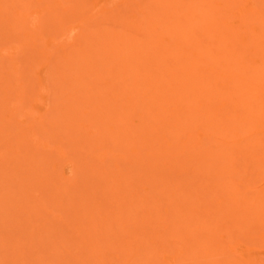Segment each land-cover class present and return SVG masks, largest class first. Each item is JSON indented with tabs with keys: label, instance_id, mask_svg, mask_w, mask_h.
<instances>
[{
	"label": "bare ground",
	"instance_id": "bare-ground-1",
	"mask_svg": "<svg viewBox=\"0 0 264 264\" xmlns=\"http://www.w3.org/2000/svg\"><path fill=\"white\" fill-rule=\"evenodd\" d=\"M6 27L0 56H32L0 74L18 197L122 264H264V0H0Z\"/></svg>",
	"mask_w": 264,
	"mask_h": 264
},
{
	"label": "rangeland",
	"instance_id": "rangeland-1",
	"mask_svg": "<svg viewBox=\"0 0 264 264\" xmlns=\"http://www.w3.org/2000/svg\"><path fill=\"white\" fill-rule=\"evenodd\" d=\"M89 5H91V3L89 4ZM7 28V27H6ZM4 32H2V31ZM9 31V29L7 28V31H6V29H4V28H0V32H1V34H0V42L1 43H4L5 42V40L6 39H9V34L10 33H14L15 35L17 34V32L15 31H11L10 33L8 32ZM7 32V33H6ZM3 34V35H2ZM12 35V34H11ZM15 35H13V36H15ZM13 36H11L10 38H12L13 39V41H12V39L10 40L11 42H13V44H14V42H15V44H20L21 42L19 41V40H21V37H20V35L19 34H17V37H13ZM5 37V38H4ZM3 38H4V40H3ZM15 38V39H14ZM18 39V40H17ZM16 40V41H15ZM22 44V43H21ZM20 44V45H21ZM3 45V44H2ZM1 45V46H2ZM19 45V46H20ZM19 49V48H18ZM17 49V50H18ZM19 51V50H18ZM13 57H16V56H13ZM13 57H10V56H8V57H5V55L2 57V56H0V69H1V75H2V77L4 78L5 77V80L6 79H8L9 77L11 78V75L9 76L8 74H11V73H9V70H4L5 69V67L7 68V63H8V65H11L10 64V62L12 63V66H8V68L7 69H9V68H11V69H13V64L14 65H16V64H18L19 66H21L22 65V67H23V69L25 70V69H27V64H29V62L27 61V60H29V61H31L32 59H30V58H32V56H17V58H13ZM22 57H23V59H22ZM27 57H28V59H27ZM75 57H77V56H75ZM75 57H74V59H75ZM6 58H8V59H6ZM13 58V59H12ZM26 58V59H25ZM53 58V57H52ZM52 58H51V60H52ZM6 59V60H5ZM23 61H22V60ZM54 59H55V57H54ZM17 61V63H16V61ZM8 61V62H7ZM25 61V62H24ZM28 63H27V62ZM14 62V63H13ZM20 64H19V63ZM24 65H23V64ZM2 66H3V68H2ZM17 66V65H16ZM26 67V68H25ZM10 69V70H11ZM13 78V77H12ZM12 91V90H11ZM28 103H26V105H27ZM23 109H22V115H20V117H22L23 116V113H24V120H25V122H29L30 121V118H28L27 116H29V111H27L26 110V107H25V109H24V107H22ZM31 111V110H30ZM2 139V138H1ZM0 139V143H2V141L5 139V138H3L2 140ZM5 141V140H4ZM4 141H3V143H4ZM29 143H31L30 141H29ZM7 145V146H6ZM28 146H27V148L29 147V146H31L32 144H27ZM9 145H8V143H6L5 144V149H4V146L2 147V145H1V149H0V151H3L4 153H6V152H8L9 151V149L11 148V149H13V145H11V146H13V147H8ZM33 146V145H32ZM10 149V150H11ZM5 150V151H4ZM55 153H52V154H49V155H54ZM48 154H45L43 157H47V156H49ZM69 155H72V160L75 158L74 156V152L73 153H71V154H69ZM11 157H13V156H11ZM45 157V158H46ZM51 159H52V156H49ZM15 158V157H14ZM50 158H48V161H51V159ZM55 158V157H54ZM53 158V159H54ZM5 159H7L8 161L10 160L9 158H8V156H6L5 158H4V160ZM57 159V158H56ZM55 159V160H56ZM72 160L70 161V163L72 162ZM74 160H76V159H74ZM73 160V162L75 163L76 162V168H75V170H76V172H77V170H80V169H83V167L85 166V163H84V166H82L81 167V163H80V167H79V164L77 163V161H74ZM88 163V162H87ZM87 163H86V165H87ZM8 166H11V164L10 165H8ZM7 166V167H8ZM12 166L13 167H11L12 168V170H13V168L15 167L13 164H12ZM1 167H3V165H2V161H0V168ZM4 168V167H3ZM3 168H1L0 170H3ZM6 168V167H5ZM4 168V169H5ZM9 168V167H8ZM85 168V167H84ZM10 169V168H9ZM7 170V168L5 169V170H7V171H5V170H3V171H5L4 172V175H3V172L2 171H0V174L1 175H3L2 177H1V175H0V233H1V231H2V233H4L5 235L3 236V234H0V238H1V240H0V264H106V263H108L109 261L111 262V263H109V264H115V262H117L116 264H122L123 262H122V259H125V258H122V259H120V257H118V259L120 260H117L116 258V252H114V254L112 255V252H113V249H112V251L110 250L111 248L108 246V243L109 242H112V241H107V240H109V235H111L112 234V232H108L107 233V235L106 234H104V235H101V232L100 233H95V228L96 227H94L93 228V226H95L97 223H95V225H92V224H89V228H91V233H88L87 231H86V228L84 229V228H82L81 227V223H83V221L85 220V219H83V221L81 222V221H79L80 220V217H81V214H80V216H78L77 218L79 219H77V222L79 221V223H75L74 221H72L73 219H74V216H76V215H74V210L72 211V214L74 215V216H72L73 218L70 220V218H71V216H70V218H69V216H67V215H64L65 213H64V209L66 210V208H64L65 206H67V204H66V202H65V200L63 199V197L60 195V193H59V195L61 196V198H59L58 200H64V201H62L61 203H59L57 200H56V198H54L55 200H53L52 198H50V201L51 202H49V201H47V202H49L50 204H52V205H50L49 203H47L46 205H50V207H52V209L49 207V209H42V210H39L40 212L38 213V211H37V207L36 206H34V205H31V203L29 204V202L31 201V197L30 196H27V195H23L22 193H20L21 194V197H18V196H20L18 193H16V192H13V190L15 189V186H13V185H11V186H13L14 188H12L11 186H10V184L9 183H11L12 181H14V180H16V177H17V175H16V177H15V175L13 174V173H11L12 172V170L10 169V170ZM28 170H29V173H30V169H28V168H26L25 170H22V172H20L19 173V175H18V177L17 178H19V176H20V178L23 176L22 175V173L23 172H28ZM2 172V173H1ZM7 175H6V174ZM29 173H24L25 174V176L28 178H31L32 176L29 174ZM9 174H11V176L9 175ZM13 174V175H12ZM30 176H29V175ZM8 176L9 177H12V178H10V179H8ZM80 176V175H79ZM79 176H77L76 177V179H78L79 180ZM7 177V178H6ZM6 178V179H5ZM22 178H24V177H22ZM28 178V179H29ZM86 178V177H85ZM84 178V179H85ZM10 180V182L8 181V180ZM27 179V180H28ZM4 180H6L7 182H5ZM24 180H25V178H24ZM80 180H81V176H80ZM9 182V183H8ZM15 182H17V181H15ZM76 182H77V180H76ZM2 183V184H1ZM9 184V185H7V184ZM28 183V182H27ZM27 183H25L24 182V184H26V185H28ZM22 184V183H21ZM4 186V187H3ZM8 186H10L9 188H8ZM24 186V185H23ZM21 187V188H25V187ZM3 187V188H2ZM6 187H7V190H6ZM23 190V189H22ZM17 191H18V189H17ZM9 192H11V193H9ZM22 192V191H21ZM25 192H27V191H25ZM51 192H53V190L51 191ZM50 192V193H51ZM57 192V191H56ZM15 193V194H14ZM9 194H11V195H9ZM26 194V193H25ZM27 194H29V193H27ZM58 194V193H57ZM57 194H55V195H57ZM52 195V194H51ZM54 195V197H56ZM59 196L57 195V198H58ZM34 199H36L35 197H33ZM52 201L54 202V204L55 203H58V205L56 204V206L52 203ZM63 204H65V205H63ZM60 205H62V208L60 207ZM47 206V207H48ZM55 206V207H54ZM60 207V208H58V207ZM74 205L72 204V206H70V207H73ZM57 207V208H56ZM75 208V210L76 209H78V208H76V206H74ZM3 208H5V210L3 209ZM2 209V210H1ZM61 209H63L62 210V212L64 213V214H61L59 211H61ZM71 209L72 208H70L69 210L71 211ZM36 210V211H35ZM44 210L46 211L45 213H46V215H45V213L43 214V212H44ZM49 210V211H48ZM35 211V212H34ZM48 211V212H47ZM57 211V212H56ZM77 211V210H76ZM65 212H68V210L67 211H65ZM80 211H78V212H76L75 214H78ZM91 212V211H90ZM90 212H87V213H90ZM48 213V214H47ZM53 213V214H55V215H53V216H55L57 219H59V220H57L56 219V221H58V222H56V221H54V222H56V224L53 222V221H51V220H49V221H51V222H53L54 223V225H55V227H54V225H52L49 221H48V219H52V217L50 216L51 214ZM59 213H60V215H62V217L63 218H69L68 219V221L69 222H71V227H69L68 225H67V222H66V220L67 219H63L61 216L59 217ZM86 213V212H85ZM50 214V215H49ZM71 214V212L69 213V215ZM45 216V218H44V220H43V218H42V216ZM64 215V216H63ZM79 215V214H78ZM97 215V216H96ZM96 215H94L95 217H92L91 215H89V217H91L92 219H95L97 222H98V220H97V217H99V215L98 214H96ZM43 216V217H44ZM35 217V218H34ZM51 217V218H50ZM7 218V219H6ZM61 218V219H60ZM76 218V217H75ZM83 218V217H82ZM90 218V220H92ZM42 219V220H41ZM34 220V221H33ZM53 220V219H52ZM55 220V219H54ZM60 220H61V222H60ZM65 220V221H64ZM75 220V219H74ZM88 221L87 220V222L89 223V222H91L92 223V221ZM46 221V225H44V222ZM100 222H101V220H99ZM6 222V223H5ZM30 224H29V223ZM38 222V223H37ZM43 222V223H42ZM72 222H74L73 224H72ZM94 222V221H93ZM58 224H62V225H60V227H58L57 228V226H58ZM76 224H78L77 226H76ZM100 223H98V225H99ZM20 225V226H19ZM23 225H24V227H23ZM43 225V226H42ZM74 226V228L75 227H78L79 228V226H80V228H79V231H77L78 229L77 228H73V226ZM86 225H87V223H86ZM102 225V224H101ZM12 227V228H10V227ZM14 226V227H13ZM16 226V227H15ZM40 226H42V228H43V230H41L40 229ZM7 227V228H6ZM9 227V228H8ZM19 227H21V228H19ZM39 228V229H35V228ZM47 227H48V229H47ZM62 227V228H61ZM66 227V228H65ZM100 227V226H99ZM19 228V229H18ZM32 228V229H31ZM93 228V229H92ZM3 229H4V231L5 232H3ZM6 229V230H5ZM8 229V230H7ZM13 229V230H12ZM25 229V230H24ZM83 229H84V231H83ZM97 229H99V228H97ZM103 229V228H102ZM115 228H113V229H111V230H114ZM34 230V231H33ZM36 230V231H35ZM63 230V231H62ZM81 230L83 231V232H85L86 234H83V232H81ZM93 230H95L94 232H93ZM20 231V232H19ZM71 231V232H70ZM73 231V232H72ZM99 231H101V229L99 230ZM116 231V230H115ZM13 233V234H10V233ZM60 232H62V233H64V234H60V235H64V236H60L59 235V233ZM74 232H77V233H80V234H83L81 237L83 238H86L88 235H87V233L89 234V236H91V237H89V238H92V240H91V242H93L94 241V243L93 244H95L96 246H93L92 245V243L89 241V238H88V241H87V238L86 239H84V241L86 242V243H84V241H81V237L79 236L78 237V235L77 234H74L75 236L77 235V237L78 238H76V240H79V241H76L75 240V236L73 237V234L72 233H74ZM97 232V231H96ZM29 233V234H28ZM20 234V235H19ZM58 234V235H57ZM93 234V235H92ZM18 235V236H17ZM72 235V236H71ZM95 235H97L98 237H96ZM101 237H100V236ZM106 235V236H105ZM3 236V237H2ZM7 236V237H6ZM11 236V237H10ZM14 236V237H13ZM103 236V237H102ZM116 236H120V235H118V234H116ZM15 237H16V239H15ZM19 237H22V238H19ZM63 237H65V239H66V241H69V243L68 242H65V239L63 240ZM96 237V238H95ZM122 237V236H121ZM5 238H9V239H6L5 240ZM10 238L12 239V240H10ZM33 238H35V239H33ZM60 238V240H57V239H59ZM61 238H62V240H63V242H62V240H61ZM69 238H71V239H69ZM99 238V239H98ZM103 238H105V239H103ZM23 239V240H22ZM30 239V240H29ZM37 239V240H36ZM55 240V241H57V242H55V241H53V240ZM69 239V240H68ZM82 239V240H83ZM107 239V240H106ZM122 239V238H121ZM20 240V241H19ZM25 240V241H24ZM33 240V241H32ZM36 240V241H35ZM71 240V241H70ZM8 241V242H7ZM10 241V242H9ZM33 243H32V242ZM28 242H29V244H28ZM39 242V243H38ZM48 242V243H47ZM57 243V244H55V243ZM59 242V243H58ZM47 243V244H46ZM60 243H62V245H64L65 243H68V244H66L65 246H62ZM4 244V245H3ZM11 244V245H10ZM20 244H21V246H20ZM75 244V245H74ZM85 244V245H84ZM115 244H117V246H118V243H115ZM156 244H158V243H156ZM25 245V246H24ZM49 245V246H48ZM56 245V246H55ZM59 245H61V246H59ZM98 245H100V246H98ZM103 245V246H102ZM3 246V247H2ZM19 248H18V247ZM70 246V247H69ZM99 247V248H101V247H104V249L103 250H106L107 252H108V254H109V256H107L108 254H105L106 252L105 251H103L102 249H96V247ZM108 246V247H107ZM120 246V245H119ZM119 246L118 247H116V248H119ZM158 246H161L160 244H158V245H155V248H158ZM51 247V248H50ZM89 247H91L92 249H95V251L96 252H98V253H96L95 251H93V250H89V249H91V248H89ZM120 247H122V246H120ZM18 249V250H16V249ZM54 248V249H53ZM70 249V250H69ZM73 249V250H72ZM46 250V251H45ZM53 250H55V251H53ZM49 251V252H48ZM89 251H91V252H94V254H98V256L99 257H97L96 255H91L92 253H90ZM105 252V253H103V252ZM111 251V252H110ZM140 251H142V250H140ZM145 251V250H144ZM54 252H55V254H54ZM84 255H83V254ZM118 253H119V251H118ZM70 254V255H69ZM89 254V255H88ZM104 254V255H103ZM51 255V256H50ZM58 255V256H57ZM61 257H60V256ZM65 257H64V256ZM67 255V256H66ZM80 255H82V256H80ZM12 256V257H11ZM52 256H53V258H52ZM69 256V257H68ZM72 256V257H71ZM95 256V257H94ZM107 256V257H106ZM109 257V258H108ZM90 258V259H89ZM54 259H56V260H54ZM112 259V260H111ZM86 260V261H85ZM114 260V261H113ZM69 262V263H68ZM94 262V263H93ZM113 262V263H112ZM154 263L155 262V260L153 261V260H151V263ZM138 264V263H137Z\"/></svg>",
	"mask_w": 264,
	"mask_h": 264
}]
</instances>
